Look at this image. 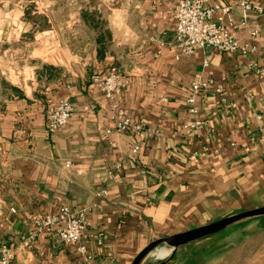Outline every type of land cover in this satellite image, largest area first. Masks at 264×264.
I'll use <instances>...</instances> for the list:
<instances>
[{
    "label": "crops",
    "instance_id": "crops-1",
    "mask_svg": "<svg viewBox=\"0 0 264 264\" xmlns=\"http://www.w3.org/2000/svg\"><path fill=\"white\" fill-rule=\"evenodd\" d=\"M63 1L35 0L29 20H18L20 47L29 36L35 56L18 68L14 94L0 95V244L12 246L14 264H132L154 240L264 207V13L234 31L238 51L177 59L176 0H97L110 34L103 50L95 41L69 46L84 38L88 4L54 12ZM222 1L238 18L239 0ZM113 68L124 86L107 100L89 76ZM197 79L209 85L192 114L185 99ZM64 98L73 115L50 132L45 112ZM119 111L127 131L116 127ZM61 204L85 210L79 243L27 240L32 218ZM139 264H264V216L176 248L161 244Z\"/></svg>",
    "mask_w": 264,
    "mask_h": 264
},
{
    "label": "built area",
    "instance_id": "built-area-1",
    "mask_svg": "<svg viewBox=\"0 0 264 264\" xmlns=\"http://www.w3.org/2000/svg\"><path fill=\"white\" fill-rule=\"evenodd\" d=\"M240 15L233 14V6L222 0H176L171 17L175 22L171 45L177 50L176 58L184 55H193L198 51L214 50L220 53H233L240 46L234 31L245 27L251 16L264 13V5L252 0H239ZM256 31L253 30L252 34ZM91 83L95 84L107 100L124 86L123 75L116 69L104 73H93L89 76ZM209 82L197 79L191 82L188 95L185 99L189 113L197 112L194 103L197 95L208 88ZM74 112V106L67 98L60 99L55 105L48 107L45 112L46 129L50 132L66 125ZM116 127L120 131L131 128V121L125 111L117 113ZM200 124L194 120L186 127L193 128ZM140 129V125L135 126ZM134 146L132 152H136ZM87 229L86 213L83 209L73 210L61 204L57 211L48 215H36L32 218L31 226L26 233L29 241L39 236L50 237L65 244H77ZM98 243H101L98 240ZM77 250L86 254L84 246ZM87 259L90 256H86ZM14 252L11 245L0 244V264H14Z\"/></svg>",
    "mask_w": 264,
    "mask_h": 264
},
{
    "label": "rangeland",
    "instance_id": "rangeland-1",
    "mask_svg": "<svg viewBox=\"0 0 264 264\" xmlns=\"http://www.w3.org/2000/svg\"><path fill=\"white\" fill-rule=\"evenodd\" d=\"M85 1L88 5L86 10L83 11V15L85 17L89 16L90 19L88 20V23H85L82 27H80L79 32L84 38L81 39L80 37L78 39L71 40L69 42V46L71 48H74V50H79L78 48L80 47L82 40L86 42L93 41L92 37L95 34H98V32H102L105 36L103 45L104 48H107L109 45L108 43L110 40V36H107V33H109V29L107 23L106 8H102L100 13H95L93 7L98 4V1ZM69 2L73 4L77 1L69 0L68 2H66V0H64L63 2H59L58 7H53L54 12L61 11L62 9H68V12L72 14L76 8L74 7V4L73 7L68 6V4L66 5V3ZM63 4L66 6H63ZM34 7H36L35 0H0V71H6V74L0 72V95L5 96L3 98L8 99L11 94H14L12 84L16 82V78L14 76L16 75L18 68H20L21 65H30V61L32 59L31 57L35 56V54H32L30 52V46L28 44L29 36L25 38L27 45H23L22 48L20 47V41L16 36L20 27L18 20L23 17L24 20L28 21L31 17L30 15L32 11L35 10ZM9 48L10 50H8ZM75 52L77 53L73 54V56H75L73 59L71 57L72 55L69 57V61L73 63L71 69H73L74 72L76 71V68H78V57H82L81 53H79L78 51ZM113 69L118 70L117 68ZM119 72L122 74L121 71ZM59 73L60 71H54L52 74L58 76ZM1 112L2 110L0 108V114ZM3 124H5V122L0 121V127Z\"/></svg>",
    "mask_w": 264,
    "mask_h": 264
},
{
    "label": "water",
    "instance_id": "water-1",
    "mask_svg": "<svg viewBox=\"0 0 264 264\" xmlns=\"http://www.w3.org/2000/svg\"><path fill=\"white\" fill-rule=\"evenodd\" d=\"M257 216H264V207L252 209L248 211H244L229 217H225L223 219L216 220L214 222H211L209 224H206L204 226L191 229L189 231H185L176 235H172L169 237L160 238L157 240H154L150 242L148 245H146L135 257L132 264H139V262L147 255L149 254L153 249L158 247L161 244H166L172 248H176L180 245H183L185 243H188L190 241L202 238L204 236H208L210 234L219 232L226 227L237 223L239 221L257 217Z\"/></svg>",
    "mask_w": 264,
    "mask_h": 264
},
{
    "label": "trees",
    "instance_id": "trees-1",
    "mask_svg": "<svg viewBox=\"0 0 264 264\" xmlns=\"http://www.w3.org/2000/svg\"><path fill=\"white\" fill-rule=\"evenodd\" d=\"M82 17H83L84 24L88 23V20L90 19L89 16L85 17L83 15ZM106 33H107V31H106ZM107 36L109 37L110 34L107 33ZM92 38H93V41H95V43L100 46L101 50H103L104 49V45L103 44H104V39H105V36L103 35V33L102 32H100V33L98 32V34H95Z\"/></svg>",
    "mask_w": 264,
    "mask_h": 264
}]
</instances>
